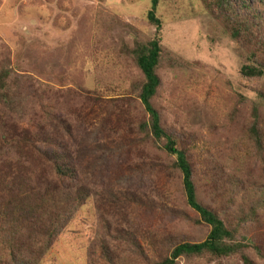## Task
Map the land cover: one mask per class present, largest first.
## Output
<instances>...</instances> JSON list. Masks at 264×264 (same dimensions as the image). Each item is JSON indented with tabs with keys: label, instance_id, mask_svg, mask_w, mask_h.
<instances>
[{
	"label": "rangeland",
	"instance_id": "obj_1",
	"mask_svg": "<svg viewBox=\"0 0 264 264\" xmlns=\"http://www.w3.org/2000/svg\"><path fill=\"white\" fill-rule=\"evenodd\" d=\"M248 2L260 17L258 29L264 36V0ZM150 5V0H0V65L9 63L18 75L31 76L49 93H56L58 108H62L59 114H71L78 132L83 129L104 136L106 141H102L115 151L110 162L94 166L96 177L83 176L93 188L90 198L41 264H83L87 249L103 235L115 254L123 252L124 264H148L155 259V251L148 250L137 236L145 251L142 256L134 245L120 243L117 230L153 234L158 241L176 236L200 241L209 230L195 223L198 215L185 202L180 176L160 165L165 163L160 151L136 142L139 117L131 97L142 73L129 55L136 41L146 42L155 35L161 39L165 55L156 104L169 125L186 131L180 144L191 158L206 203L219 209L230 202L236 215L237 207L256 194L254 179L257 193L264 191V154H255L248 140L255 105L264 135V80L241 74L248 61L243 49L222 31L204 0H160V28L146 17ZM84 90L91 92L89 98L84 97ZM33 98L21 118L25 127L24 121L37 109ZM125 100L132 101L131 105ZM5 122V128L19 125L18 115L5 116ZM66 141L71 143L68 137ZM7 151L2 150L0 176L7 172L12 176L18 169L16 156H9L11 152L6 156ZM25 153L16 152L18 156ZM19 165L26 167L22 162ZM224 173H230L232 180L237 174L246 175L254 190L248 188L249 194L245 189L238 194L233 191L227 199L223 191L213 192L215 197L208 200L210 186L205 181L211 183ZM5 183L0 178V202ZM103 223L110 233H104ZM241 228L260 236L259 242L264 243V224L247 222ZM162 240L156 245L161 253ZM247 252L257 262L254 253ZM178 264L244 263L236 255L216 260L182 258Z\"/></svg>",
	"mask_w": 264,
	"mask_h": 264
},
{
	"label": "trees",
	"instance_id": "obj_2",
	"mask_svg": "<svg viewBox=\"0 0 264 264\" xmlns=\"http://www.w3.org/2000/svg\"><path fill=\"white\" fill-rule=\"evenodd\" d=\"M150 2L146 17L151 24L160 28L162 21L157 16L160 0ZM204 2L222 31L243 49L248 61L242 65L241 74L247 78L264 80V36L258 29L260 17L257 11L248 0H239L237 3L232 0ZM163 54L165 50L157 35L146 42L136 41L129 51L142 73V79L132 87L135 97H131L136 102L133 110L138 111L136 115L139 117L134 131L136 142L160 151V156L165 160L160 165L171 170L174 176H180L185 202L198 215L195 223L205 225L209 230L200 241L179 236L161 238L162 253L161 250L156 251L159 241L153 234L140 233L138 230V233L136 230L122 233L117 230L119 241L134 245L142 256L145 251L135 237L145 241L147 249L155 251V259L148 264H178L182 258L216 260L236 255L240 256L244 264H258V260L264 261V243L259 242L260 236L242 232L241 227L243 223L254 221L264 224V191L257 193V180L254 179L256 194L244 206L237 207L236 215L231 212L230 202L219 209H214L212 203H206L198 188L191 158L180 144L186 131L169 125L156 104L162 85L159 68L164 59ZM22 81L26 85H22ZM84 93L86 98L91 96L90 91L84 90ZM33 97L38 101L37 109H33L32 116L24 121L28 126L25 127L20 124L21 118L27 114L30 100L35 99ZM57 97L56 93H49L46 87L36 84L33 77L18 75L9 63L0 65V162L3 161L2 150L7 148L9 151L6 156L10 152L9 156H16L18 167L12 176L10 172L0 176L8 183H5L6 191L0 202V264H41L75 213L90 198L93 188L88 187L83 176L96 177L94 166L101 165L103 161L110 162L114 156L115 151L103 142L106 141L104 136L94 135L89 130L83 132V129L78 132L71 114L58 113L62 108H58ZM125 102L130 106L132 101ZM13 113L18 115L19 125L14 123L5 128V116ZM66 137L71 141L69 145ZM248 140L255 154H264V135L259 128L257 105L253 108V122L248 127ZM24 151L27 152L25 155H17ZM20 162L26 167L20 166ZM222 178H225V182L221 184ZM246 178V175L237 174L232 180L230 173L213 177L211 183L205 181L210 186V193L205 197L209 200L215 197L213 192L219 194L223 191L222 196L227 199L233 195V191L238 194L239 190L244 189L249 194L248 188L253 187L247 184ZM24 223L26 227L22 226ZM103 226L104 233H110V229L105 227L106 223ZM250 250L257 257V262L247 252ZM119 253L124 257L123 252ZM120 254H115L103 235L87 249L83 264H124Z\"/></svg>",
	"mask_w": 264,
	"mask_h": 264
}]
</instances>
